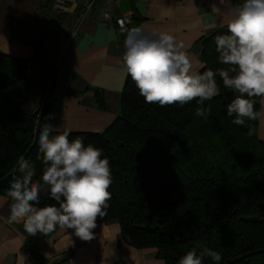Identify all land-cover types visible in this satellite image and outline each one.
I'll return each instance as SVG.
<instances>
[{
  "label": "trees",
  "instance_id": "obj_1",
  "mask_svg": "<svg viewBox=\"0 0 264 264\" xmlns=\"http://www.w3.org/2000/svg\"><path fill=\"white\" fill-rule=\"evenodd\" d=\"M226 31L218 28L201 40L200 73L227 67L215 51V37ZM41 58L40 47L29 59L0 53V196L6 197L13 176L20 175L21 156L34 166V182L42 176L37 139L46 104L27 114L6 93ZM216 79L220 94L205 101L210 114L198 117L195 100L183 107L145 103L129 75L119 116L101 133L69 135L70 141L100 148L109 161L111 199L98 219L117 221L129 246L156 249L164 264H177L197 245L218 251L220 264H264V141L257 137L258 120L243 127L231 123L226 105L234 94ZM253 99L259 110V98ZM96 102L103 107L99 95ZM48 204L59 206L43 194L36 206ZM31 256L37 259L34 243ZM204 264L213 262L205 258Z\"/></svg>",
  "mask_w": 264,
  "mask_h": 264
},
{
  "label": "crops",
  "instance_id": "obj_2",
  "mask_svg": "<svg viewBox=\"0 0 264 264\" xmlns=\"http://www.w3.org/2000/svg\"><path fill=\"white\" fill-rule=\"evenodd\" d=\"M62 1L54 8V0H0V53L29 59L40 47V63L31 65L23 83L6 93L27 114L35 113L44 100V123L70 133H101L120 114L127 78L120 61L128 31L117 28L116 18L132 14L129 30L139 27L145 33L174 35L184 43L193 71L200 72L201 40L228 20L212 11L211 5L225 12L226 5L237 4L235 0L225 4L220 0H98L88 8V0ZM52 70L53 82L46 94ZM97 95L104 102L102 108ZM257 137L264 141V120H258ZM9 216V203L0 196V264H164L156 249L129 246L114 220L98 219L90 241L58 227L33 240L22 223L10 221ZM33 243L37 259L31 256Z\"/></svg>",
  "mask_w": 264,
  "mask_h": 264
},
{
  "label": "clouds",
  "instance_id": "obj_3",
  "mask_svg": "<svg viewBox=\"0 0 264 264\" xmlns=\"http://www.w3.org/2000/svg\"><path fill=\"white\" fill-rule=\"evenodd\" d=\"M211 7L228 17L227 23L220 25L227 31L215 37L218 62L227 67L193 71L182 41L168 32L145 33L139 27L125 37L121 67L147 104L183 107L195 100L199 105L195 114L207 117L211 109L204 103L220 94L219 76L234 94L226 105L233 125L243 127L246 121L264 120V0L226 5L225 12L215 4ZM253 98H259L260 110L255 109ZM69 135L70 130L61 131L50 123L39 129L37 159L44 165L40 181H33L35 168L28 160L21 156L17 161L20 175L13 176L6 202L9 220L22 223L29 236L48 235L58 227L63 232L72 229L76 237L90 241L98 218L106 215L112 183L109 161L101 158L100 148L85 145L79 138L70 141ZM42 194L59 206L37 207ZM197 248L181 256L177 264H204L205 258L220 264L218 251L202 245Z\"/></svg>",
  "mask_w": 264,
  "mask_h": 264
},
{
  "label": "built area",
  "instance_id": "obj_4",
  "mask_svg": "<svg viewBox=\"0 0 264 264\" xmlns=\"http://www.w3.org/2000/svg\"><path fill=\"white\" fill-rule=\"evenodd\" d=\"M96 1L98 0H88V8L92 6V4H94ZM63 5V1L62 0H54V8L56 7H60ZM60 10H62V12H65L64 8H61ZM84 14H81V17ZM105 19H108V14H105ZM133 22V17L132 14H124L122 16H120L119 18H116L114 20V24L117 26L118 29L123 30V31H129V27ZM58 63H55V68L57 66ZM53 78V70L52 73L50 74V77L48 79L47 85H46V92L49 91V86H50V82ZM45 104V101L43 100V102L41 103V105L39 106V110L41 111L43 106ZM25 264H30V263H25Z\"/></svg>",
  "mask_w": 264,
  "mask_h": 264
},
{
  "label": "rangeland",
  "instance_id": "obj_5",
  "mask_svg": "<svg viewBox=\"0 0 264 264\" xmlns=\"http://www.w3.org/2000/svg\"><path fill=\"white\" fill-rule=\"evenodd\" d=\"M48 92V91H47ZM47 92H46V94H47ZM46 94H45V96H46Z\"/></svg>",
  "mask_w": 264,
  "mask_h": 264
}]
</instances>
